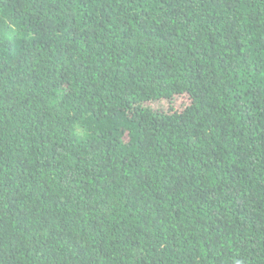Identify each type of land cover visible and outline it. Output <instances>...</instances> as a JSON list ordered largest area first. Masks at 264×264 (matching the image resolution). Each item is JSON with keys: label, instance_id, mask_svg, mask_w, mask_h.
<instances>
[{"label": "trees", "instance_id": "obj_1", "mask_svg": "<svg viewBox=\"0 0 264 264\" xmlns=\"http://www.w3.org/2000/svg\"><path fill=\"white\" fill-rule=\"evenodd\" d=\"M0 264H264V0H0Z\"/></svg>", "mask_w": 264, "mask_h": 264}, {"label": "rangeland", "instance_id": "obj_2", "mask_svg": "<svg viewBox=\"0 0 264 264\" xmlns=\"http://www.w3.org/2000/svg\"><path fill=\"white\" fill-rule=\"evenodd\" d=\"M189 101V99L187 98V97H181V103H183V102H188Z\"/></svg>", "mask_w": 264, "mask_h": 264}]
</instances>
